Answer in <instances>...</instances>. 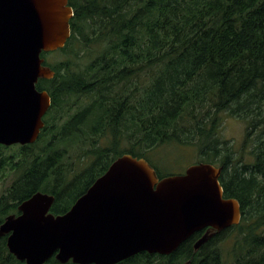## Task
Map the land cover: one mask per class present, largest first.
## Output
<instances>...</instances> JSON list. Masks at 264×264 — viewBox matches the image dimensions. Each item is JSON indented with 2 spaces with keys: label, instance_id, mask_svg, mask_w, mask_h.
Segmentation results:
<instances>
[{
  "label": "trees",
  "instance_id": "trees-1",
  "mask_svg": "<svg viewBox=\"0 0 264 264\" xmlns=\"http://www.w3.org/2000/svg\"><path fill=\"white\" fill-rule=\"evenodd\" d=\"M69 5L71 33L58 50L69 58L48 65L54 77L36 84L51 100L44 127L16 152L0 145V173L16 175L0 195V222L36 192L54 196L50 211L65 214L121 155L145 159L162 178L150 152L191 147L198 162L221 168L223 195L239 202L240 224L195 253L202 232L168 256L142 252L118 264H264V0ZM224 116L244 120L237 146L220 138ZM66 141L85 145L77 161L91 159L70 177L67 152L56 149ZM0 264L24 263L4 249Z\"/></svg>",
  "mask_w": 264,
  "mask_h": 264
},
{
  "label": "water",
  "instance_id": "water-1",
  "mask_svg": "<svg viewBox=\"0 0 264 264\" xmlns=\"http://www.w3.org/2000/svg\"><path fill=\"white\" fill-rule=\"evenodd\" d=\"M73 16L69 0H0V145H30L44 127L49 95L35 87L54 72L42 53L64 47ZM221 168L197 163L159 179L143 158H116L62 215L54 196L36 192L9 215L0 236L20 262L118 264L139 253L168 256L189 237L197 252L241 221L237 200L225 198ZM184 264H190V260Z\"/></svg>",
  "mask_w": 264,
  "mask_h": 264
},
{
  "label": "rangeland",
  "instance_id": "rangeland-1",
  "mask_svg": "<svg viewBox=\"0 0 264 264\" xmlns=\"http://www.w3.org/2000/svg\"><path fill=\"white\" fill-rule=\"evenodd\" d=\"M68 58V56H65L62 52L58 51L45 54L43 57L45 63L52 66L64 63ZM85 62V60L78 61V63H81V65H83ZM243 121L244 120H240L235 117L227 116L221 126L220 138L227 141V144L230 146L239 145L244 137L245 132V123ZM101 141H104V139ZM18 147L19 146L6 152L9 154L16 152ZM56 149H65L67 152V156L69 158L64 162V168L65 174H67L69 177L73 171L79 173L91 161V159L88 158H83L80 161H77L78 156L81 154L82 150L85 149L84 144L81 146V144H73L71 141H66L62 144L58 143ZM149 155L150 161L159 169V172L163 177L168 175L182 174L188 166L194 165V163L198 162V155L195 152V149L191 147H177L173 145L161 146L156 148L154 152H150ZM68 170H70L69 173H67ZM15 176L16 175L14 172H11L7 169L0 173V195L3 194L5 189L9 187L11 182L15 179ZM77 190L80 192L82 190V186H80Z\"/></svg>",
  "mask_w": 264,
  "mask_h": 264
},
{
  "label": "flooded vegetation",
  "instance_id": "flooded-vegetation-1",
  "mask_svg": "<svg viewBox=\"0 0 264 264\" xmlns=\"http://www.w3.org/2000/svg\"><path fill=\"white\" fill-rule=\"evenodd\" d=\"M20 204H21V203H20ZM20 204L17 205V207H16V209H15V211H14L13 213H9V214H7V215H5V216L3 217L2 221L0 222V225L4 223L5 218H6L7 216H9V215H14L15 217H18V216L20 215V211L18 210V207H19ZM50 210H51V209H50ZM50 213L53 214L51 211H50ZM53 215H54V214H53ZM54 216H57V215H54ZM9 235H10V233H9V234H5V235L0 236V253L5 249L6 254H8V255L11 256V258H12V262H13V261L20 262V261H18V260H17V259H16V258H15V257L9 252V250H8V248H7V239H8V237H9ZM22 263H24V262H22ZM24 264H25V263H24Z\"/></svg>",
  "mask_w": 264,
  "mask_h": 264
},
{
  "label": "bare ground",
  "instance_id": "bare-ground-1",
  "mask_svg": "<svg viewBox=\"0 0 264 264\" xmlns=\"http://www.w3.org/2000/svg\"><path fill=\"white\" fill-rule=\"evenodd\" d=\"M239 203V202H238Z\"/></svg>",
  "mask_w": 264,
  "mask_h": 264
}]
</instances>
